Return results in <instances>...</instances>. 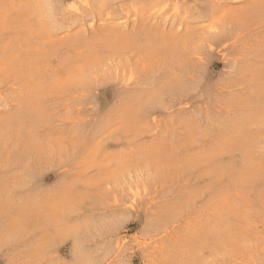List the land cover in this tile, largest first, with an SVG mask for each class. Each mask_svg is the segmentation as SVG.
<instances>
[{
    "label": "rangeland",
    "instance_id": "obj_1",
    "mask_svg": "<svg viewBox=\"0 0 264 264\" xmlns=\"http://www.w3.org/2000/svg\"><path fill=\"white\" fill-rule=\"evenodd\" d=\"M126 257L264 264V0H0V264Z\"/></svg>",
    "mask_w": 264,
    "mask_h": 264
},
{
    "label": "snow or ice",
    "instance_id": "obj_2",
    "mask_svg": "<svg viewBox=\"0 0 264 264\" xmlns=\"http://www.w3.org/2000/svg\"><path fill=\"white\" fill-rule=\"evenodd\" d=\"M211 31H212L213 33H215V32L218 31V29L213 28V29H211ZM72 264H77V262H76V261H73ZM120 264H131V261L128 260L127 257H126L125 259H123V260L120 262Z\"/></svg>",
    "mask_w": 264,
    "mask_h": 264
}]
</instances>
